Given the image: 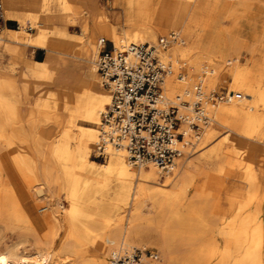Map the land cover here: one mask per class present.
Listing matches in <instances>:
<instances>
[{"label":"bare ground","instance_id":"bare-ground-1","mask_svg":"<svg viewBox=\"0 0 264 264\" xmlns=\"http://www.w3.org/2000/svg\"><path fill=\"white\" fill-rule=\"evenodd\" d=\"M2 3L7 16L30 18L34 28L32 32L6 31L7 41L86 62L98 56L101 37L118 49L128 43L154 42L157 34L168 36L173 30L179 39L170 41L162 53L172 64L164 78L163 95L192 101L195 85L200 84L202 103L211 119L200 136L187 125L181 126L184 136L176 147L181 152L189 150L195 137L190 149L195 144L192 154L197 155L178 156L167 170L152 163L134 167L126 150L109 142L101 150L105 159L97 162L90 156L98 150L100 131L105 128L101 113L111 93L96 86L104 87L96 61V71L93 66L87 68L75 86L52 88L56 69L28 60L34 78L16 86L20 107L10 96L15 83L0 76V147L8 146L9 158L7 164L0 160V228L24 224L36 232V221L26 213L12 176L27 191L41 192V198H47V205L37 208L39 212L49 208V198L60 205L55 196L60 191L67 203L62 206L63 234L54 249L44 248L37 235L35 252H22L23 240L17 241L0 249V264H106L114 252L136 246L131 243L157 245L160 264H264V155H258L264 147V0H112L109 8L95 0ZM227 16L231 24L225 23ZM75 24L80 32L72 34L67 26ZM4 32L0 43L9 48ZM218 83L227 84V99L212 104L205 97ZM37 85L47 87L31 100L37 107L23 108ZM237 93L240 97H235ZM31 118L29 129L40 128L43 134L60 131L50 147V156L59 166L43 163L38 153L13 147V122L26 123ZM216 125L221 126L220 133ZM200 174L207 175L204 182L214 178L225 189L229 180L233 182L226 209L218 207L217 200L214 205L208 202L202 183L195 184ZM215 212L217 218L211 215ZM177 229L188 233L182 236L188 239L186 250L174 244ZM55 234L49 230L45 242H52ZM219 236L222 247L217 244ZM89 245L96 248L95 257L85 256ZM213 257H217L214 263Z\"/></svg>","mask_w":264,"mask_h":264},{"label":"built area","instance_id":"built-area-1","mask_svg":"<svg viewBox=\"0 0 264 264\" xmlns=\"http://www.w3.org/2000/svg\"><path fill=\"white\" fill-rule=\"evenodd\" d=\"M4 20L0 0V32ZM177 39L178 34L170 32L155 42L128 43L118 49L106 48L103 37L98 40L97 72L111 93V101L101 113L105 128H101L98 149L109 142L123 147L134 166L152 163L167 170L181 154L176 147L184 136L181 126L187 125L198 133L210 121L200 84L195 85L192 101H174L163 95L164 78L172 71V64L162 53L170 41ZM206 97L216 104L226 100L227 94L211 90ZM180 107L189 110L180 111ZM107 264H160V256L154 249L132 247L111 254Z\"/></svg>","mask_w":264,"mask_h":264},{"label":"rangeland","instance_id":"rangeland-1","mask_svg":"<svg viewBox=\"0 0 264 264\" xmlns=\"http://www.w3.org/2000/svg\"><path fill=\"white\" fill-rule=\"evenodd\" d=\"M111 1L112 0H95V2L98 5H102L103 7H106V8L110 7ZM165 2L168 3L169 0H165ZM2 7L4 9L3 5H2ZM20 12L22 15L26 14V11L24 9H20ZM224 19H225V23L227 22L228 24H231L233 22V20L230 16H227ZM18 22H19V26H20V30H18L19 33L21 32V30H26L27 32H32L34 30V28L31 29L32 28V26H31L32 20L30 18L26 17L24 20H18ZM55 22H56V24H58L57 22H59V21L57 19H55ZM59 24H60V22H59ZM67 30L72 34H76L77 32H80V28H79L78 24L67 26ZM118 30L121 31L122 26H119ZM172 31L173 30H171V32ZM168 32L170 33V30ZM241 34L244 36L246 34V31L242 30ZM164 35L165 34L159 33L156 35L154 40L156 41L160 36H164ZM165 36H167V35H165ZM97 37L99 38L101 36L97 35ZM230 40H231V38L227 37L228 43L230 42ZM0 44L5 46V44H3V43H0ZM95 45H97V41H96ZM112 45L113 44L109 41H107L105 43L106 48H111ZM99 50H100V48H99ZM52 53H54V52H52ZM54 54H56L60 58L74 59L76 62L80 63L81 70H84V69H87V68L93 66L95 71H96L95 61L97 59V53L92 57V60H93L92 62L80 61V60H77L76 58L71 57V56H65L62 54L58 55V53H54ZM240 58H241L240 61L244 62L245 57L243 55H241ZM12 67H13V65H12ZM182 70H183V68L180 71L182 72ZM33 75H34L33 72L29 69V77L31 79L34 78ZM177 75H178V73H177ZM96 86H98V88H100L101 90H108L107 86L104 85V87H103L100 83H97ZM39 87H42V86L37 85L36 89L34 91H36ZM16 89H17L16 85H15V87H12V90H10V96L13 99V102L16 105H19V107H20V105H22V104L18 103L17 99L15 98V95L17 94ZM212 90H215L218 93H226L227 92V84L218 83L217 85L214 86V88ZM207 94H208V92H207ZM31 100H32L31 96L24 100L25 101L24 108H25V106L27 108L37 107L36 105L32 104ZM38 107H40V106H38ZM180 109H181V111L182 110L187 111V109L185 110L182 107H180L179 110ZM25 122L26 123H24L22 120H16L12 124L11 130L13 131V137H12V140L14 141L13 147H15V148L17 147V149L20 152L33 153V155L38 153L41 156V160L43 163L53 165V166H55V165L59 166L58 162L53 157L50 156V147H51L52 142H54L55 140H57L60 137V131L59 130H52L47 134H43V130H41L40 128L29 129L27 127V123L28 124L31 123L32 118L29 119L28 121H25ZM208 124H209V122L205 125H208ZM205 125H203L198 130L199 131L198 133L195 132L198 136L201 135L202 129ZM43 127H44V125H43ZM96 127L99 128L98 125ZM215 127L217 130V133H220V131H222L221 126L216 125ZM41 135H43V139H44L43 141H40V138H42ZM191 140L192 141H190V143H189L190 148L193 144V141L195 140V137H192ZM0 148H1L0 149V160L2 161V163L7 164L9 162V158L7 155L8 146L4 145V146H1ZM95 148H96V146H95ZM190 148H189V150H187L188 152L186 150H182L181 155L179 157H181L182 159H185V158H191V157H194L195 155H197V153L192 154V152H193L192 150H195V148H196L195 144H194V147L192 149H190ZM261 149H260L258 155H260V154L264 155V147H262ZM97 151H99V152L96 153ZM90 158L92 160L97 161V162H103V160L105 159V156L101 153V150L98 149V150L93 151V153H91ZM206 178H207V175L200 174L199 176L196 177L195 184L197 185V183H199V182H200V184L202 183V188L204 189V191L207 192L206 196H207V200L209 203H213V201L217 200L218 201V207L220 206V208L226 209L227 205H228L227 201L229 200V198H231V196H229L228 193H230L232 191V188L234 187L233 182L229 180L226 184V189H225V187L222 188L220 182L214 178H209V180L204 182ZM235 184L237 185L239 183H235ZM12 185L15 188V191L17 193L18 198L21 200L22 204L24 205V209L26 210V213H28L29 216L34 217V219L36 221V232H33L32 230H30V228L24 224L20 225L18 227L0 228V235L2 236L0 239V249L5 248L9 244H13L17 241L23 240L22 244H20V250L24 253L31 254V253L36 251L35 241L38 239L37 235H41V237H42L41 239L43 241L42 246L44 248L54 249L58 245V240H59L60 236L63 234V231L61 228V219H62L64 210H63L62 206L65 207L67 205V203L64 199V192L60 191L58 194L55 195V196H58L60 205H57V203H56L57 201L55 198H49L50 199L48 201L49 205L51 204L49 206V208L39 212L37 210V208L41 207L43 205H47V198L42 199L41 198L42 197L41 192H37L34 195V194H32L31 191H27V186L24 185L21 181H19L15 176H12ZM192 187H193V185H192ZM193 190H194V188H191L189 190L188 196H190L192 194ZM185 203H186V200L182 203V206L179 205L181 209H183V204H185ZM213 205H214V203H213ZM56 209H57V213H55ZM209 210H210V206L208 208L205 207V213L208 212ZM211 215H213L216 218L218 216L216 212L211 214ZM49 230L55 231L56 234L54 235V240L52 242L46 243L45 241L48 239V236L45 234ZM176 232L177 233H176L175 241H174V244H176L175 246L177 247L178 250H182V251L186 250L188 248V243H187L188 239H183L182 236L183 235L187 236L188 233L185 232L184 230L181 232L179 229H177ZM204 239L201 238L200 241H202V240L204 241ZM221 239L222 238L219 236L217 244L220 247H222V245L224 244L223 239L222 240ZM219 244H221V245H219ZM131 245H136L134 247H146V248L154 249L159 253V256L161 257L159 247L157 245L150 244V243H147V244L131 243ZM96 253H97L96 248L89 245L84 254L86 257H95ZM108 257H107V260H108ZM107 260H106V264H107ZM211 261L213 263L216 262L217 257H213Z\"/></svg>","mask_w":264,"mask_h":264},{"label":"crops","instance_id":"crops-1","mask_svg":"<svg viewBox=\"0 0 264 264\" xmlns=\"http://www.w3.org/2000/svg\"><path fill=\"white\" fill-rule=\"evenodd\" d=\"M12 11L13 10H9L8 13H12ZM4 18V27L0 33L5 31L3 36L10 46L8 48L4 45H0V76L9 77L18 87L25 82H32L33 80L29 77L27 63L28 60H34V62L47 63L50 68L56 69L50 87L53 86L52 88H56L61 84L69 87L75 86L77 78L86 70H81L80 63L76 62L74 59L60 58L56 54L41 47H33L14 41H7L9 34L6 31L19 30V22L16 18L7 16L5 11ZM57 23L59 24V22ZM13 49H17L15 50L16 52ZM12 65L13 69H11ZM45 88L47 87H39L32 93L31 99L33 100V98L38 95L39 91H43Z\"/></svg>","mask_w":264,"mask_h":264}]
</instances>
